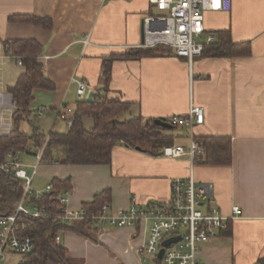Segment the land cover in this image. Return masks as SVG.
<instances>
[{
	"label": "crops",
	"instance_id": "1",
	"mask_svg": "<svg viewBox=\"0 0 264 264\" xmlns=\"http://www.w3.org/2000/svg\"><path fill=\"white\" fill-rule=\"evenodd\" d=\"M231 1L229 12L205 13V27L213 33L230 30L235 43L250 41L251 55L199 56L189 61L163 45L152 56L115 59L104 91L103 59L143 47V18L154 14L148 0H0V91L8 92L22 71L14 58L2 50L1 42L37 41L43 47L38 58L43 74L54 85L53 90L34 91L31 111L45 107L53 112L48 117H38L41 122L55 128V108L61 104L73 108L80 101L73 80L77 79L93 87L84 100L93 92L94 96L106 94L131 103L129 110L120 115L122 119L140 116L167 122L171 117L186 115L190 104L201 106L203 122L192 129L175 127L166 132L172 136L170 145L188 147L190 133L194 138L228 136L232 142V162L228 166L191 162L187 156L152 155L118 143L109 165L41 164L46 181L42 186L32 182V187L42 188L54 178L68 179L71 207L84 205L100 191L109 189L110 205L119 210L166 201L171 181L192 174L197 183L210 185L223 214L231 215L234 205L240 209V217L229 221L226 234L199 244V264H253L263 256L264 0H250L252 12L249 0ZM17 14L50 18L53 27L48 30L10 22L9 17ZM86 118L84 127L90 129L93 122ZM67 128L51 131L63 133ZM89 235L92 239L62 231L60 245L80 264L145 263L139 251L148 235L147 224L94 226Z\"/></svg>",
	"mask_w": 264,
	"mask_h": 264
},
{
	"label": "built area",
	"instance_id": "2",
	"mask_svg": "<svg viewBox=\"0 0 264 264\" xmlns=\"http://www.w3.org/2000/svg\"><path fill=\"white\" fill-rule=\"evenodd\" d=\"M162 12L158 15H146L142 22L143 47L165 45L174 53L191 61L201 56L204 46L214 42L216 35L206 29L204 13L229 12L231 0H148ZM16 64L22 61L13 57ZM77 84L76 94L84 100L93 87L83 80L73 79ZM15 101L11 93L0 91V136L9 135L13 130L12 113ZM48 108L38 109L41 118ZM56 119L66 122L68 128L73 125L74 109L58 105L55 108ZM203 108L190 104L184 116H174L167 121L171 126L192 129L203 122ZM38 148L37 162L30 174L20 160L19 153L10 151L4 162H0V171L23 181L22 194L10 213L0 214V262L9 257L22 263L33 251L34 238L27 233V227L34 219H50L59 225H70L76 221L91 219L95 227H135L148 225V235L139 254L141 261L152 257L158 264H199V244L219 236L227 228L229 221L240 217L237 205L231 208V215L222 213L211 194L210 185L197 183L192 174L187 178H174L170 184V196L166 201L155 200L143 206H131L114 210L109 203L95 213H88L83 206L69 205V189L54 192L52 183L44 188H33V177L41 164L44 146ZM160 155L168 158L189 157L195 162L204 155L198 141L190 133L188 147L169 145L162 148ZM180 236L176 243L164 247L161 258L158 253L162 242L168 238ZM60 241V233L56 243Z\"/></svg>",
	"mask_w": 264,
	"mask_h": 264
},
{
	"label": "trees",
	"instance_id": "3",
	"mask_svg": "<svg viewBox=\"0 0 264 264\" xmlns=\"http://www.w3.org/2000/svg\"><path fill=\"white\" fill-rule=\"evenodd\" d=\"M10 22L30 23L44 29H52V21L47 17L17 14L9 17ZM216 40L204 46L201 56L211 58L245 57L251 55L250 41L233 42L230 30L214 33ZM161 45L134 48L123 55L110 56L102 61L101 84L107 90L111 79V64L117 58L140 59L157 53ZM2 50L11 57L21 59L22 71L14 85L8 87L15 101L12 113L13 130L9 135L0 136V162L6 160L10 151L34 154L46 142L41 163L65 165H109L112 150L118 143L130 148H140L149 154H159L163 147L170 145L171 135L165 134L171 128H163L154 123V119L132 117L119 120L118 117L129 110L131 103L117 98L97 94L91 102L80 100L73 107V125L67 132L50 131L47 135L40 132L33 120L31 104L36 89L53 90L54 85L43 74V65L38 61L43 47L35 40L13 39L1 42ZM91 118L90 129L84 127V118ZM28 120L31 132L20 130V123ZM165 121V120H163ZM166 122V121H165ZM204 150V155L195 162L209 166H228L232 162V142L228 136L195 137ZM54 192L70 189L68 179L51 181ZM23 181L0 171V214L13 211L15 203L22 194ZM111 202V191L104 189L94 195L90 202L84 203L88 213L99 211L103 205ZM94 225L91 219L76 221L70 225H59L50 219H34L27 227V233L34 238L33 251L19 264H80L69 256L67 250L56 243V236L62 231H73L87 238ZM227 228L220 233L226 234ZM158 264V261H156ZM253 264H264V255Z\"/></svg>",
	"mask_w": 264,
	"mask_h": 264
},
{
	"label": "rangeland",
	"instance_id": "4",
	"mask_svg": "<svg viewBox=\"0 0 264 264\" xmlns=\"http://www.w3.org/2000/svg\"><path fill=\"white\" fill-rule=\"evenodd\" d=\"M247 5L249 6V10L252 12L253 8H251L252 7V3H251L250 0L247 2ZM153 10H154L153 11L154 15H158V14H160L162 12L157 7H153ZM204 16L206 17L205 13H204ZM208 19H209V16H208ZM161 47H165V46L161 45ZM36 111L37 110H35L34 112L31 113V115L29 117V120H33V122L35 123L36 126L39 125L40 132L43 133L44 135H47L51 130H55V131H57V130L59 131L60 130L61 131V130H64V129H66L68 127V126L66 127V125L64 124V122L62 120H60V119L57 120L56 117H55V119L57 120L58 123L56 124V127L53 128V127H51V125H49V124L47 125L46 123H44V121L41 122L42 120L40 121L38 119V117H37L38 111L37 112ZM50 113H53V112L49 110L48 112L44 113L43 116L48 117V116H50ZM118 119L121 120L122 119L121 116H119ZM86 120L89 121V123H92V119L91 118L87 117ZM20 130H22L24 132H27V133H30L31 132V124H30V122L28 120L21 121ZM67 130H68V128H67ZM172 130L169 129L167 131V133H169V131H172ZM37 153H38V151H37ZM36 155H34V154H25L24 153V154H22L20 156V154H19L20 160L26 165L25 169L28 172V174L31 173V171L33 169V166L37 162ZM41 164L39 165L38 172L33 177V185L34 186L35 185L42 186V185H44V183L46 181L45 177L43 176V174L41 172L42 171ZM52 164H54V163H52ZM47 184H49V183H47ZM44 187H42V188H44ZM39 189H41V188H39ZM59 243H60V241H59ZM145 259L146 260H145L144 264H157L155 261H153V258L150 257V256H146ZM0 264H17V262H16V258L11 256V257H9L7 262H0Z\"/></svg>",
	"mask_w": 264,
	"mask_h": 264
},
{
	"label": "water",
	"instance_id": "5",
	"mask_svg": "<svg viewBox=\"0 0 264 264\" xmlns=\"http://www.w3.org/2000/svg\"><path fill=\"white\" fill-rule=\"evenodd\" d=\"M94 93L90 92L87 97V101L91 102L93 100ZM154 123L163 127V128H171V124L168 122L163 121L162 119H154ZM137 150H140V148H136ZM180 239V236H175L168 238L162 242V249H160L158 253V258H161L164 252V247H167L170 243H176Z\"/></svg>",
	"mask_w": 264,
	"mask_h": 264
}]
</instances>
